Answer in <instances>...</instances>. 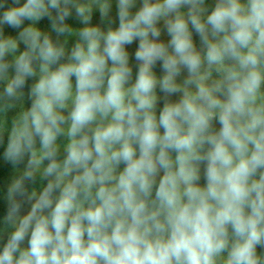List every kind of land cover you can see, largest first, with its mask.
Here are the masks:
<instances>
[{
	"label": "clouds",
	"instance_id": "9594fccd",
	"mask_svg": "<svg viewBox=\"0 0 264 264\" xmlns=\"http://www.w3.org/2000/svg\"><path fill=\"white\" fill-rule=\"evenodd\" d=\"M136 5L0 0V264H264V0Z\"/></svg>",
	"mask_w": 264,
	"mask_h": 264
},
{
	"label": "rangeland",
	"instance_id": "374dc122",
	"mask_svg": "<svg viewBox=\"0 0 264 264\" xmlns=\"http://www.w3.org/2000/svg\"><path fill=\"white\" fill-rule=\"evenodd\" d=\"M212 2H214V0ZM139 7H140V0H137L136 8L138 9ZM135 10L136 9H133V11H135ZM117 11H118V9H117V0H112L111 19H114V21L112 20L113 21V26L112 25L111 26L113 28L118 27V23H119L118 16H117ZM93 16L95 17L94 19H92V24L93 25H98V26H100L103 29H106L107 28V25L106 24L101 23V18H100V15H99V12L98 11L97 12H94ZM47 29H48V27H47ZM160 39L161 40H164L166 42L167 39H168L166 33L162 34V36L160 37ZM195 41H196L197 46H198L199 42H197V39H195ZM137 46H138V41H135V42H133L132 45H129L128 46V50H127L129 52V54H130V63L133 62V63H135L134 65H136V66H137V62H136V60L134 58V53H135V50H136ZM131 49H134V50H131ZM132 68H133V81H134L135 75H136V71H137V67H132ZM154 71L156 72L157 76L162 75V71H161V68H160L159 63L155 66ZM159 95L162 97L163 96V93H159ZM170 99L176 100V99H178V96H172ZM162 106L163 105H162V102H161L158 105V107L160 108ZM159 108H158V110H159ZM216 127L219 128V124H216ZM59 142L61 144H63L64 143V139L63 138H60V141ZM122 167H123V165H121V168ZM0 192H2V193L5 192V190H2L1 184H0ZM5 193H3V195H0V228H3L4 227V225H3V218H4V216L6 215V212H7V201L5 200V197H3ZM29 208H30V205L29 204H25L23 206L21 215L26 214L27 211L29 210ZM7 236H8V233L7 232L0 233V249H2L4 243H6Z\"/></svg>",
	"mask_w": 264,
	"mask_h": 264
},
{
	"label": "trees",
	"instance_id": "16d2710c",
	"mask_svg": "<svg viewBox=\"0 0 264 264\" xmlns=\"http://www.w3.org/2000/svg\"><path fill=\"white\" fill-rule=\"evenodd\" d=\"M212 1L213 0H210V2H212ZM9 2H10V0H9ZM109 15H110V19H111V11H110V14ZM94 18L95 17L93 16V19ZM111 20L114 21V19H111ZM67 22L69 24L73 25L74 27H77V28L82 27V25L79 23V21L75 17L69 19ZM101 23L106 24L102 20H101ZM40 26L43 29H47V27H49V22L47 20H44V21H42L40 23ZM112 26H113V23H112ZM16 33H17V30H13V29H10V28H7V27L5 28V34L6 35H13V36H15ZM53 36H54V34H53ZM194 39H197V42H199V39H198V37L195 36V34H194ZM72 42L73 41H69L68 47H71ZM198 47H199V44H198ZM22 48H23V45H21V49ZM126 49L128 50V46H126ZM131 50H134V49H131ZM134 64L135 63L131 62L130 63L131 67H137ZM31 82L32 81H29V83H31ZM25 103L27 105V100L25 101ZM13 115H15V111H10L8 113V119H9V121L11 120V118L13 117ZM5 142H6V140H5ZM3 151H4V146L3 145H0V184H1L2 190H5V192H6L7 186L10 183V181H11L13 175H14V172H13L12 166L4 161V159H3ZM20 167H23V165H21ZM37 183H39V181ZM203 183H204V181L202 179L201 180V184H203ZM5 192H3V193H5ZM3 193L0 192V195H3ZM3 197H5V194H4ZM23 246H25V247L27 246V240L25 241V243H24ZM258 251H262V250L258 248Z\"/></svg>",
	"mask_w": 264,
	"mask_h": 264
}]
</instances>
